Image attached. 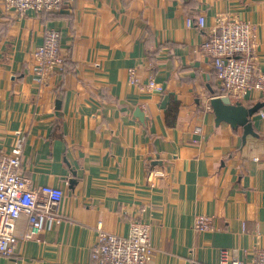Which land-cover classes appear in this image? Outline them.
<instances>
[{"label":"crops","instance_id":"crops-1","mask_svg":"<svg viewBox=\"0 0 264 264\" xmlns=\"http://www.w3.org/2000/svg\"><path fill=\"white\" fill-rule=\"evenodd\" d=\"M219 15L254 26L264 71V0H75L22 15L0 6V154L21 142L20 173L64 193L62 221L38 239L24 238L25 215L16 220L0 264H91L98 222L120 236L131 221L149 224V264H216L221 250L250 263L264 248V106L245 138L215 121L209 101L222 91L201 45ZM197 17L202 28L187 25ZM46 27L60 32L65 64L39 84L33 52ZM131 68L162 91L130 85ZM198 215L211 229L194 228Z\"/></svg>","mask_w":264,"mask_h":264},{"label":"built area","instance_id":"built-area-1","mask_svg":"<svg viewBox=\"0 0 264 264\" xmlns=\"http://www.w3.org/2000/svg\"><path fill=\"white\" fill-rule=\"evenodd\" d=\"M75 0H0L4 11L18 15L27 10L36 13H57ZM188 26L203 27L202 17L187 19ZM60 32L46 27L42 43L34 50L33 71L39 84L53 71H61L65 57L60 52ZM201 51L211 57L222 95L234 103L243 100L248 92L264 93V71L256 61L255 28L247 21L227 15H219L214 31L201 45ZM128 83L141 90L162 91L153 75L141 83L133 68L128 70ZM21 142L9 153L0 154V255L11 257L17 238L14 234L16 220L25 215L27 228L25 239H38L45 226L59 224L63 216L58 207L64 197L63 190L50 185L34 187L20 173ZM162 177L149 172L147 179ZM198 231L211 229V217L198 215L194 220ZM96 241L90 249L91 264H149L154 249L150 241V225L143 221H131L126 236L105 232L100 222L96 227ZM193 264H206L195 261ZM216 264H264V248L252 250L250 263L230 257L226 250L219 251Z\"/></svg>","mask_w":264,"mask_h":264},{"label":"water","instance_id":"water-1","mask_svg":"<svg viewBox=\"0 0 264 264\" xmlns=\"http://www.w3.org/2000/svg\"><path fill=\"white\" fill-rule=\"evenodd\" d=\"M216 123L226 122L232 127H242L243 138L247 134H253L251 121L249 118L264 106V103H256L250 107L241 105L240 102L231 103L227 96H213L209 101ZM57 105V109H58ZM137 114L141 117V113ZM75 181H69L73 184Z\"/></svg>","mask_w":264,"mask_h":264}]
</instances>
